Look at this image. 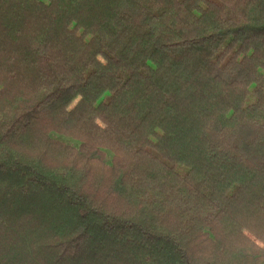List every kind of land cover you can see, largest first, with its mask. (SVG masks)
<instances>
[{
    "label": "trees",
    "instance_id": "16d2710c",
    "mask_svg": "<svg viewBox=\"0 0 264 264\" xmlns=\"http://www.w3.org/2000/svg\"><path fill=\"white\" fill-rule=\"evenodd\" d=\"M0 264H264V0H0Z\"/></svg>",
    "mask_w": 264,
    "mask_h": 264
},
{
    "label": "rangeland",
    "instance_id": "374dc122",
    "mask_svg": "<svg viewBox=\"0 0 264 264\" xmlns=\"http://www.w3.org/2000/svg\"><path fill=\"white\" fill-rule=\"evenodd\" d=\"M53 137L57 140H60L62 142H65V143H68V144H71V145H74V146H79V142L72 139L71 137H68V136H65V135H60L58 133H53L52 134ZM112 158V153L111 152H107V161L109 162Z\"/></svg>",
    "mask_w": 264,
    "mask_h": 264
}]
</instances>
